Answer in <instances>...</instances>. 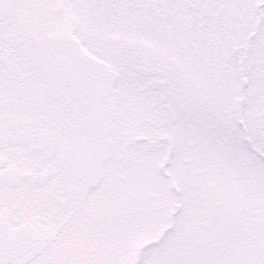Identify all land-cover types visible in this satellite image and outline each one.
Listing matches in <instances>:
<instances>
[{
    "label": "snow or ice",
    "instance_id": "obj_1",
    "mask_svg": "<svg viewBox=\"0 0 264 264\" xmlns=\"http://www.w3.org/2000/svg\"><path fill=\"white\" fill-rule=\"evenodd\" d=\"M0 264H264V0H0Z\"/></svg>",
    "mask_w": 264,
    "mask_h": 264
}]
</instances>
